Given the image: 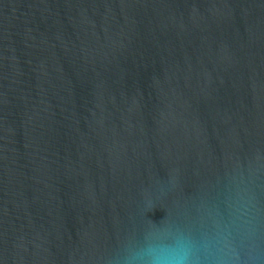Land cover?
<instances>
[{"label": "water", "instance_id": "water-1", "mask_svg": "<svg viewBox=\"0 0 264 264\" xmlns=\"http://www.w3.org/2000/svg\"><path fill=\"white\" fill-rule=\"evenodd\" d=\"M0 264H264V0H0Z\"/></svg>", "mask_w": 264, "mask_h": 264}]
</instances>
